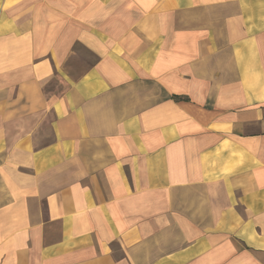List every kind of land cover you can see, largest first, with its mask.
Masks as SVG:
<instances>
[{
    "label": "crops",
    "instance_id": "1",
    "mask_svg": "<svg viewBox=\"0 0 264 264\" xmlns=\"http://www.w3.org/2000/svg\"><path fill=\"white\" fill-rule=\"evenodd\" d=\"M0 264H264V0H0Z\"/></svg>",
    "mask_w": 264,
    "mask_h": 264
}]
</instances>
